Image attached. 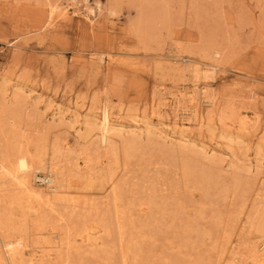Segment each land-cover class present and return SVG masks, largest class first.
Returning a JSON list of instances; mask_svg holds the SVG:
<instances>
[{
	"label": "rangeland",
	"instance_id": "rangeland-1",
	"mask_svg": "<svg viewBox=\"0 0 264 264\" xmlns=\"http://www.w3.org/2000/svg\"><path fill=\"white\" fill-rule=\"evenodd\" d=\"M99 1L102 10L87 17L84 0H0V108L20 110L22 146L59 141L70 156V187L54 204L10 205V187L0 214L41 251H69L75 264H256L253 250L264 241V0ZM196 75L214 104L201 107L203 123L193 114L180 121L172 94L192 88ZM161 98L171 105L165 111ZM58 105L68 111L62 121L53 117ZM105 108L127 125L109 144L92 118ZM137 118L153 133L130 123ZM84 150L89 170L75 166ZM35 174L34 186L45 188V175ZM81 219L93 228L86 241L74 238Z\"/></svg>",
	"mask_w": 264,
	"mask_h": 264
},
{
	"label": "bare ground",
	"instance_id": "bare-ground-1",
	"mask_svg": "<svg viewBox=\"0 0 264 264\" xmlns=\"http://www.w3.org/2000/svg\"><path fill=\"white\" fill-rule=\"evenodd\" d=\"M84 1L86 2L85 8L88 12L86 15L87 17L88 14L94 15L95 17L98 13V10L99 12L102 10V4H100L99 0L95 1V6H91L88 3L89 2L88 0H84ZM57 9H60L59 14H61L62 16H65L67 14V9H62L61 6L59 5L54 7V10ZM210 67L211 70H214L217 68V65L211 64ZM206 93L207 91H205V89L200 86V78H198V75H196V78L193 81L192 88L186 89L184 91L179 90L172 94V98H173L172 106L175 109L174 117L176 119H179L180 121L181 120L188 121L192 119L191 115L193 114V116L196 117L195 120L200 119L199 121L203 123L205 120L201 114L202 112L201 107L212 106L214 104V99L212 97H209V96H213V94L210 95L209 93V95L207 96ZM168 102L169 101H166L164 99L163 102L158 103V108L161 111L162 110L165 111L164 108L167 107L168 109V106H171ZM183 102L184 103L186 102L187 104H189V106L185 108V106H183L182 104ZM54 111L55 112L53 113V117H57V118L59 117L61 121L62 118L65 116V114L68 113V111H64L59 105L55 107ZM73 115H77V114L74 113ZM92 118L95 119L96 123L99 121V126L102 133L101 142L105 144L110 143L111 135L113 134L115 135L116 133L118 134V133H122L123 131H126L125 128L127 125L125 124V121H123L122 119L119 120L120 118L114 119L112 113L107 108L103 109V111L100 114H96V115L94 114ZM20 120H21L20 110L10 108L9 106H7L6 103L2 104L0 108V180H1L0 183L1 184L8 183V184L7 186L0 188V201L2 200L1 193L4 195V191L6 189L13 187V190L15 188L17 191L14 193V195L8 197L7 202L10 205L19 204L20 206L29 208V206H24V204L27 203L29 205L33 201L40 204H48V205L54 204L57 194L63 189L70 187V185H68L70 180L67 179V175L65 173L64 163H63L64 156L65 158L67 157L69 158L70 156L62 151L63 146L62 144H60L59 141L54 142V144L52 145L53 147L51 149H48L47 147L41 146L39 144L34 145L32 149L28 147L29 145L22 146L21 139L23 138V136L20 135V130H19L21 128ZM130 123L137 128L143 130L145 129V132L147 134L149 133V135L153 133L152 132L153 129L151 128L153 125H151L144 118L134 119ZM91 125H92L91 123L88 124L87 127L88 130L86 131V133H89L90 131L94 130L93 126ZM142 126L143 128H141ZM52 127L53 126H49L47 130L52 129ZM185 132L186 131L184 130H177L176 128H172L168 130V133H172L171 135L179 134L181 139L188 138V134ZM80 138L85 139L86 136L81 135ZM30 141L31 140L29 139L27 144H29ZM134 141H136L135 138L131 140V144L129 145L135 144ZM212 141L213 140L211 139L210 140L211 144L213 143ZM137 142L138 140L136 141V143ZM65 144H67V141ZM130 151L131 149L129 148L128 149L129 153L128 152L127 153L131 154ZM110 154L113 157L115 156L117 157L118 150L113 148L110 151ZM86 155L87 152L85 150L79 155H77L76 165H75L77 168H84L86 170L90 169V166L92 165H90V159H88ZM184 166H185L184 170L186 174L185 176L187 177V179L190 180L191 178H194L195 175L193 169L189 167V165L187 164ZM38 171L42 172L45 175L44 178L42 179V181L47 184L45 188H38L34 186L33 180L34 178L36 179L35 173ZM207 178H203L202 174L200 175L199 183L201 184V186L202 183L203 184L205 183V180ZM3 200L2 202H5V200L4 201ZM125 211L122 212L124 213ZM80 221L81 223L78 229L77 228L75 229L77 230V232L74 231L76 232L74 234V238L75 236L76 237L78 236L83 241H86L87 239L89 240L90 236H92L91 231L93 228L87 225L88 223L86 219H81ZM41 222L39 224H37L36 222L37 225L35 224V226L38 227V230L43 229V225L41 224ZM22 225L24 224L22 223ZM24 228H25L24 226L16 224L12 216H10V214L8 215V213L6 212H2L0 214V264H75V260L73 259V257H71L72 255L68 253L69 251L66 252L67 254L66 253L64 254L58 250L59 252H57V254L55 255L50 252L41 251L39 245H36L38 244L37 242L31 243L29 241L25 230L26 228L25 229ZM119 228H120V232L123 235L125 233L124 230L125 227L120 224ZM261 228L264 229V225H262ZM71 233H69L68 235L67 243L71 242L72 240L69 239V237H71L70 236ZM122 238L123 236L121 237V239ZM67 250H69V248ZM253 251L255 254V261H256L255 263L264 264V241L261 242L258 247H255ZM24 256H28V259L24 258Z\"/></svg>",
	"mask_w": 264,
	"mask_h": 264
}]
</instances>
